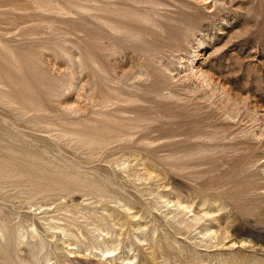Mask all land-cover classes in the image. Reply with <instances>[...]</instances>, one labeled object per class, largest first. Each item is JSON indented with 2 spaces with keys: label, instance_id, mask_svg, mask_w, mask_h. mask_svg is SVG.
<instances>
[{
  "label": "rangeland",
  "instance_id": "rangeland-1",
  "mask_svg": "<svg viewBox=\"0 0 264 264\" xmlns=\"http://www.w3.org/2000/svg\"><path fill=\"white\" fill-rule=\"evenodd\" d=\"M0 226V264H264V0H0Z\"/></svg>",
  "mask_w": 264,
  "mask_h": 264
},
{
  "label": "bare ground",
  "instance_id": "bare-ground-1",
  "mask_svg": "<svg viewBox=\"0 0 264 264\" xmlns=\"http://www.w3.org/2000/svg\"><path fill=\"white\" fill-rule=\"evenodd\" d=\"M7 230V231H6ZM16 230V229H15ZM7 232H8V229H7V227H5V226H0V236H1V239H5V240H8V239H11V238H15V237H17V238H15V241H16V239H17V244L19 245V243H20V245L22 244L23 245V243H24V239H25V237L24 236H22V233H20V237L18 236V230H17V232L15 231H13L14 233H16L17 234V236L15 235V236H12L11 238H9L11 235H14V234H12L11 233V235L9 236V237H7ZM9 233V232H8ZM10 234V233H9ZM6 237H7V239H6ZM11 240H13V239H11ZM10 240V241H11ZM9 241V240H8ZM7 242V241H6ZM8 243H10V242H8ZM17 244H16V246H17ZM20 245H19V247H20ZM15 246V247H16ZM41 246H42V244H41ZM39 247V246H38ZM41 248H44V247H41ZM36 249H37V247H33L32 248V252L34 251V252H36ZM41 250V249H40ZM44 250V249H43ZM102 251V254L103 255H105V254H107V253H110V252H113L114 251V249L113 248H110V249H108V250H101ZM39 255H40V252H39ZM38 255V256H39ZM37 255L35 254L34 255V258H35V260H37V257H36ZM22 262V261H21ZM38 262V261H37Z\"/></svg>",
  "mask_w": 264,
  "mask_h": 264
}]
</instances>
